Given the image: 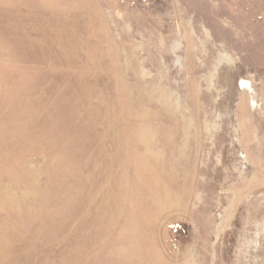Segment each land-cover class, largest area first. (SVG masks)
<instances>
[{
  "label": "rangeland",
  "instance_id": "rangeland-1",
  "mask_svg": "<svg viewBox=\"0 0 264 264\" xmlns=\"http://www.w3.org/2000/svg\"><path fill=\"white\" fill-rule=\"evenodd\" d=\"M0 264H264V0H0Z\"/></svg>",
  "mask_w": 264,
  "mask_h": 264
},
{
  "label": "built area",
  "instance_id": "built-area-1",
  "mask_svg": "<svg viewBox=\"0 0 264 264\" xmlns=\"http://www.w3.org/2000/svg\"><path fill=\"white\" fill-rule=\"evenodd\" d=\"M181 230H182L181 226H177L173 230V235H172L173 242H172V245H173L174 249H178L179 248V243H180L179 242V235H180Z\"/></svg>",
  "mask_w": 264,
  "mask_h": 264
}]
</instances>
